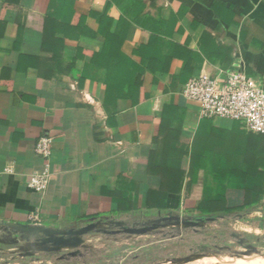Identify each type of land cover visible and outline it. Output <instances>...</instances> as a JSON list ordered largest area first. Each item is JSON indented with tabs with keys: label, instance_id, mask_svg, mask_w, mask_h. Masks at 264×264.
I'll list each match as a JSON object with an SVG mask.
<instances>
[{
	"label": "crops",
	"instance_id": "0c3cea01",
	"mask_svg": "<svg viewBox=\"0 0 264 264\" xmlns=\"http://www.w3.org/2000/svg\"><path fill=\"white\" fill-rule=\"evenodd\" d=\"M15 1L0 0V249L28 248L41 236L28 225L63 231L209 217L196 210L204 192L213 206L243 207L227 216L264 207V134L243 121L202 117L183 94L202 72L241 69L264 85V0H134L126 9L124 0H73L95 36L65 40L68 51H85L71 73L52 25L61 0ZM101 15L114 18L111 32H126L121 51L140 66L148 94L138 104L107 89L98 80L104 74L87 77L105 43ZM122 20L129 25L121 28ZM107 77L120 79L116 71ZM42 135L54 145L49 187L37 192L27 183L43 166L35 151ZM250 164L262 200L246 188ZM206 174L219 176L211 182L219 194ZM205 257L199 261L264 264L256 254Z\"/></svg>",
	"mask_w": 264,
	"mask_h": 264
},
{
	"label": "rangeland",
	"instance_id": "374dc122",
	"mask_svg": "<svg viewBox=\"0 0 264 264\" xmlns=\"http://www.w3.org/2000/svg\"><path fill=\"white\" fill-rule=\"evenodd\" d=\"M246 211L247 214L242 216H238L241 212L230 216L213 213L208 216L215 219L201 226L167 225L145 234L113 233L121 228L114 223L101 225L86 234L84 244L76 249L46 251L32 244L28 251L33 254L25 248L0 249V264H173L170 262L173 258L196 253L217 254L228 259L246 249L243 243L264 260V207ZM190 216L198 215L190 213ZM205 256L174 264H207L208 257Z\"/></svg>",
	"mask_w": 264,
	"mask_h": 264
},
{
	"label": "trees",
	"instance_id": "16d2710c",
	"mask_svg": "<svg viewBox=\"0 0 264 264\" xmlns=\"http://www.w3.org/2000/svg\"><path fill=\"white\" fill-rule=\"evenodd\" d=\"M116 0H109V2H113ZM18 3L15 0H6V3ZM134 0H124L122 4V9L128 8ZM87 17L85 15H81L76 12L74 9V1L73 0H61L60 8L58 9L56 16L52 20V25L54 28L55 34H61V37L56 38V42L58 43L59 49H61L64 61L69 62V66L67 68V72L71 73L73 70L76 61L79 58H84L85 51L82 47H76L72 52L68 51L65 44V40L67 38H71L74 40H78L82 35H94L91 30L87 26ZM100 31L101 34L105 37V43L103 49L100 53L92 54V63L87 64L88 75L89 78H94L98 74H104L106 77L98 78V80L102 81L107 89L111 87L118 88L119 96L122 98L131 99L133 104H138L144 101L148 94L144 92V83L142 78H139L137 75L140 66L130 57L125 55L121 51V45L124 41L126 32L125 31H115V33L111 32L112 26L114 24V18L112 16L101 15L98 17ZM121 28L127 27L129 23L125 20L121 21ZM21 33L18 35V43L21 41ZM145 48V47H144ZM144 48L140 51H137L135 56H143ZM27 56L22 55L21 59L26 58ZM160 68V67H159ZM131 70L132 77L129 76V71ZM117 72L120 76V79L108 78V74L112 72ZM86 78H78V82L80 85L85 81ZM173 118L166 113L163 116V125L165 123L171 124ZM169 127V126H168ZM252 170L254 167L250 165L243 166V179L245 181L246 188L250 194L256 192L258 194V199H263V191L256 184L258 180V176L253 174ZM215 176V175H214ZM210 174H206V180L208 181L207 186L211 188L210 190L216 191L217 185L213 188L211 186L212 177L219 178V176H215ZM234 180V178H231ZM216 182H219L216 180ZM213 183V182H212ZM212 190V191H213ZM206 193L204 192L203 198L197 206L196 210L205 212V213H217L223 212L224 214H230L236 212L238 210H242L243 207H228L226 202L222 200L221 205H212V200L207 199L205 197Z\"/></svg>",
	"mask_w": 264,
	"mask_h": 264
},
{
	"label": "built area",
	"instance_id": "2783aa9c",
	"mask_svg": "<svg viewBox=\"0 0 264 264\" xmlns=\"http://www.w3.org/2000/svg\"><path fill=\"white\" fill-rule=\"evenodd\" d=\"M183 94L199 104L202 117L243 121L248 131L264 134V85L244 70H221L215 76L202 72L188 80ZM53 145L50 135H42L35 145L43 166L28 180V187L34 191L44 192L49 187Z\"/></svg>",
	"mask_w": 264,
	"mask_h": 264
},
{
	"label": "water",
	"instance_id": "95a60500",
	"mask_svg": "<svg viewBox=\"0 0 264 264\" xmlns=\"http://www.w3.org/2000/svg\"><path fill=\"white\" fill-rule=\"evenodd\" d=\"M214 217H198L192 219L190 217H183V216H172L168 218H164L165 221L168 223H153L150 225H142V226H124L121 222H117L116 226L121 227L119 231H112L115 232H125L128 234H145L150 231L156 230L160 227H165L167 225H176V226H183V227H196L201 226L206 221L214 220ZM97 222H91L86 225L81 226L80 228L76 229H69V230H51L44 227H39L37 225H28L26 230L31 235H40L36 241L31 243L33 246H37L40 250L46 251H56L60 252L62 250H70L76 249L84 244V236L94 230L98 229ZM110 232V231H109ZM254 249V248H252ZM28 253L33 254L31 251H28L29 248H25ZM255 250H251L248 246L244 251L240 253L233 254L234 256H244V255H251L254 254ZM207 255L209 253H196L192 256H187L183 258H173L170 260L171 263H188L193 261L194 259L202 256ZM231 255V256H233Z\"/></svg>",
	"mask_w": 264,
	"mask_h": 264
},
{
	"label": "flooded vegetation",
	"instance_id": "af4514ba",
	"mask_svg": "<svg viewBox=\"0 0 264 264\" xmlns=\"http://www.w3.org/2000/svg\"><path fill=\"white\" fill-rule=\"evenodd\" d=\"M243 245L247 246V244H244V243H243Z\"/></svg>",
	"mask_w": 264,
	"mask_h": 264
},
{
	"label": "bare ground",
	"instance_id": "6f19581e",
	"mask_svg": "<svg viewBox=\"0 0 264 264\" xmlns=\"http://www.w3.org/2000/svg\"><path fill=\"white\" fill-rule=\"evenodd\" d=\"M264 257V256H263Z\"/></svg>",
	"mask_w": 264,
	"mask_h": 264
}]
</instances>
